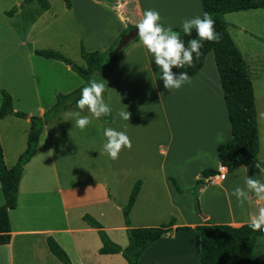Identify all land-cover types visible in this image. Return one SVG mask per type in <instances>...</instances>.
<instances>
[{
  "label": "crops",
  "instance_id": "0c3cea01",
  "mask_svg": "<svg viewBox=\"0 0 264 264\" xmlns=\"http://www.w3.org/2000/svg\"><path fill=\"white\" fill-rule=\"evenodd\" d=\"M70 1L71 7L67 9L88 51L111 46L128 25H137L149 9L160 13L161 24L177 27H182L185 18L203 15L201 0H197L195 10L190 7L195 6V0H188L184 12H174L175 7L169 6V0H155L156 3L154 0ZM21 13L19 8L12 18ZM10 49L7 56L11 54L13 60L21 63L23 56L15 54L19 46ZM35 50L29 48L24 52L29 72L33 70V79L26 85L13 77V84L5 90L12 97L13 109L0 118V125H8L14 157L11 162L7 161L0 127V142L8 167L16 163L27 145L29 116L42 115L50 107L42 102L43 86L50 88L49 97L55 99L57 92L69 93L84 82L68 64L37 55ZM3 58L4 54L0 62ZM256 60L254 67L247 64L249 72L258 66L264 69V59ZM172 70L181 73L177 67ZM160 76L152 54L139 39L133 40L122 48L107 74L110 121L92 118L86 128L75 127L76 112L91 117L88 109L81 111L76 102L44 126L36 154L23 166L16 207L8 211L11 238L8 243L0 244V264H64L50 252L46 243L49 235L67 252L71 264H127L121 253L99 252L100 237L82 216L90 214L113 242L125 247L128 238L119 204L128 201L138 180L141 185L130 210L131 225L158 226L174 217L172 229L144 250L138 264H199L200 237L196 226L240 225L249 222L264 207V200H259L254 193H249L251 200L243 206L231 194L235 185L245 186L248 176L264 182V174L254 166L256 162L232 171L224 166V179L209 176L194 189L203 170H218L222 166L218 146L232 137L213 52L206 53L202 68L189 75L191 81L180 89L169 91ZM49 79L53 80L51 84L44 81ZM251 80L259 129L257 158L264 161L258 90L252 77ZM25 103L29 108L23 106ZM121 110L131 113L129 121L118 116ZM18 111L27 116L16 115ZM109 127L117 131L126 129L132 142V148H122L116 160L104 152L103 133ZM214 182L221 187H212ZM195 196L201 213L195 209ZM159 221L164 222L158 224ZM181 226L190 229H176ZM260 239L264 235L256 238L252 253L254 264H264V259L253 260Z\"/></svg>",
  "mask_w": 264,
  "mask_h": 264
},
{
  "label": "trees",
  "instance_id": "16d2710c",
  "mask_svg": "<svg viewBox=\"0 0 264 264\" xmlns=\"http://www.w3.org/2000/svg\"><path fill=\"white\" fill-rule=\"evenodd\" d=\"M32 1H37L43 8H49L48 0H24L25 3ZM63 1L67 8L71 7L70 0ZM201 4L203 14L205 12L209 13L215 21V30L221 34V39L219 42L202 41L201 56L197 59L195 54H193V65L191 67L186 65L184 68H179V70L180 72L186 71L189 75L196 74L204 64L206 53L209 51L213 52L232 132V137L218 146L217 153L220 164L225 166L228 171L257 161L261 167H264V161H259L257 158L259 129L250 72L240 49L228 31V23L225 20V14L228 12L264 8V0H201ZM16 10L17 8L13 7L6 13L11 16ZM162 25L165 27L169 26ZM132 27L133 25H128L126 31ZM173 31L179 34L180 38L185 41L186 46L189 40L198 38L195 30H193L191 36H187L183 32L182 27L173 26ZM118 38L105 50L88 51L81 41L80 55L88 67L75 63L64 54L53 49L35 50L37 55L60 60L68 64L84 82L69 93L57 92L54 103L42 115L29 116L30 128L27 145L12 167L6 165L0 142V190L4 198V202L0 205V244H6L10 241L11 229L8 211L16 207L18 185L23 166L36 154L39 137L44 126L61 111L74 105L81 96L82 88L93 78L104 81L106 87L103 97L105 102L108 103L106 99L107 74L122 51V49L117 50L115 48ZM137 39L139 37L135 38V40ZM1 96L0 118L13 112L11 95L5 90H1ZM15 114L27 116L20 111L15 112ZM101 120L110 121L111 114L102 116ZM217 173L218 170L213 168L203 170L201 172L202 177L196 180L194 189L196 190L204 183L203 178L214 176ZM171 181L176 189L181 191L175 179L171 178ZM140 185L141 181H136L131 189L128 201L125 204H119L128 238V244L125 247L113 242L103 226L90 214L85 213L82 216V219L90 227L96 229L100 237L102 245L99 248V252L102 254L121 253L127 264H138V260L144 250L162 235L168 233L174 223V217H172L168 222L158 226L133 227L131 225L129 214ZM195 209L198 213H201L197 196H195ZM176 229H190V227L181 226L176 227ZM195 229L199 231L200 237L199 264H254L252 262V253L256 238L264 235V231H253L249 227V222L240 225L206 223L196 226ZM46 243L50 252L59 261L64 264H71L67 252L54 237L47 236Z\"/></svg>",
  "mask_w": 264,
  "mask_h": 264
},
{
  "label": "rangeland",
  "instance_id": "374dc122",
  "mask_svg": "<svg viewBox=\"0 0 264 264\" xmlns=\"http://www.w3.org/2000/svg\"><path fill=\"white\" fill-rule=\"evenodd\" d=\"M173 1L176 3L179 1V5ZM187 1L170 0L169 2L173 4L170 7L175 6L174 12H184ZM48 2L49 8L44 9L36 2L25 3L24 0H0V56L4 54V58L0 62V104L2 100L1 89L6 90L7 86L12 85L13 77L20 78L26 85H28L27 81L30 82L31 78L33 79V70L29 72V65L27 66L26 64V53H24L29 48L53 49L64 54L75 63L88 67L87 63L80 56V42L82 38L76 33L71 11L67 9L63 0H48ZM181 3L182 5H180ZM171 4L169 3V5ZM13 7H16L17 10L21 8L22 13L12 18L13 15L9 16L6 12ZM190 7L192 10H195L197 0H195V6ZM225 20L228 23V31L240 48L246 63L254 67V60L257 58L264 59V8L228 12L225 14ZM17 45L20 49L15 51L17 52L15 54L23 56L21 63L16 59L13 60L11 54L7 56L8 50H11L10 48L13 46L17 49ZM255 62L257 64V60ZM250 71V76L256 82L258 90L257 101L260 128L262 130V147L264 148V69L258 66L257 68H252ZM38 80L41 85L40 77ZM44 81L50 84L53 82L52 79ZM43 88L45 95L42 102L43 104H47V106H51L55 99L54 97L50 99L49 87L46 89L43 86ZM28 102H30L29 98L26 100V103ZM26 103L23 106L29 108L26 106ZM34 115H37V113ZM0 127L2 129L5 155L7 161L11 162L14 157H12L13 151L9 141V128L6 123H2ZM212 187L218 189L221 187V184L214 182ZM2 201L4 202L0 191V205L3 203ZM160 219L158 218L157 220ZM162 222L164 221H159L158 224ZM257 245L256 254L253 257L254 261L264 259V239H260Z\"/></svg>",
  "mask_w": 264,
  "mask_h": 264
},
{
  "label": "clouds",
  "instance_id": "9594fccd",
  "mask_svg": "<svg viewBox=\"0 0 264 264\" xmlns=\"http://www.w3.org/2000/svg\"><path fill=\"white\" fill-rule=\"evenodd\" d=\"M160 13L154 9L146 10L142 19L137 23L138 37L143 46L154 57L155 64L160 69V79H162L164 87L169 91L180 89L185 83L191 81L188 72L176 74L173 68H184L186 65L191 67L195 57L201 56L203 48L202 41L219 42L221 34L215 30V21L207 12L203 16L185 18L182 21V30L187 36H191L193 30L196 37L187 42L182 40L179 34L173 31V26H163L161 23ZM105 83L103 80L91 79L86 86L82 88L81 96L76 103V107L83 111L85 108L91 114L90 116H81L80 112H76L77 119L74 122L75 127L80 129L86 128L92 118L99 119L102 116H108L112 112V108L105 102L103 93L105 91ZM118 116L129 121L131 113L128 110H121ZM104 152L113 160L119 158L122 148H132L130 137L124 131H117L113 128H105ZM264 174V167H261L257 161L254 165ZM244 187L235 185L232 195L236 197L238 203L243 206L245 202L251 200L249 193H254L259 200H264V182L252 176H248L244 180ZM249 227L253 231H264V207L259 208L258 213L252 215L249 220Z\"/></svg>",
  "mask_w": 264,
  "mask_h": 264
},
{
  "label": "water",
  "instance_id": "95a60500",
  "mask_svg": "<svg viewBox=\"0 0 264 264\" xmlns=\"http://www.w3.org/2000/svg\"><path fill=\"white\" fill-rule=\"evenodd\" d=\"M137 25H134L132 28L128 29L126 32L122 33L117 41L116 49H122L125 47L128 43L135 40L136 37H138V29L136 27Z\"/></svg>",
  "mask_w": 264,
  "mask_h": 264
},
{
  "label": "built area",
  "instance_id": "2783aa9c",
  "mask_svg": "<svg viewBox=\"0 0 264 264\" xmlns=\"http://www.w3.org/2000/svg\"><path fill=\"white\" fill-rule=\"evenodd\" d=\"M225 175H226V169L224 168V166H221L218 168V173L215 175V178L224 179Z\"/></svg>",
  "mask_w": 264,
  "mask_h": 264
},
{
  "label": "bare ground",
  "instance_id": "6f19581e",
  "mask_svg": "<svg viewBox=\"0 0 264 264\" xmlns=\"http://www.w3.org/2000/svg\"><path fill=\"white\" fill-rule=\"evenodd\" d=\"M169 1H170V0H169ZM171 1H172V0H171ZM173 2H175V1H173ZM178 2H179V1H178ZM178 2H177V3H178ZM187 2H188V1H187ZM187 2H186V3H187ZM169 3L171 4L172 2H169ZM175 3H176V2H175ZM177 3H176V4H177ZM178 5H179V3H178ZM178 5H177V6H178ZM180 5H182V3H181ZM183 5H184V4H183ZM169 6H173V4H171V5H169ZM174 7H175V6H174ZM180 10H181V9H180Z\"/></svg>",
  "mask_w": 264,
  "mask_h": 264
}]
</instances>
